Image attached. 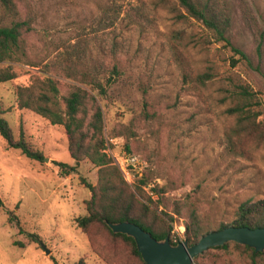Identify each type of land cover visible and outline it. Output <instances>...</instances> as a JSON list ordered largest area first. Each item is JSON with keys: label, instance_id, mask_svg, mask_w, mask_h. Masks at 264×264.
<instances>
[{"label": "rangeland", "instance_id": "374dc122", "mask_svg": "<svg viewBox=\"0 0 264 264\" xmlns=\"http://www.w3.org/2000/svg\"><path fill=\"white\" fill-rule=\"evenodd\" d=\"M229 2L228 35L250 55V65L230 46L206 40L202 31L195 42L182 39L174 11L158 0L18 1L20 17L32 30L25 56L0 62V68L11 65L17 73L13 81L0 83V104L15 135L23 123L26 139L44 159L9 148L0 135V264H74L80 259L110 264L104 257L107 247L119 257L127 253L106 242H100L104 252H98L91 239L103 232L91 238L78 226L76 219L87 214L91 197L82 178L95 184L98 168L85 159L75 172L60 174L54 161L75 164L64 126L16 103L15 86H28L36 77L51 76L64 90L75 85L96 95L106 148L118 154L129 142L147 162L149 183L143 188L149 194L153 187L167 188L169 202L159 210L173 214V231L176 224L186 225L187 210H196L205 228L214 231L233 221L242 202L264 198V145L247 137L245 156L228 151L233 118L225 100L230 80L252 87L263 102L264 129V0ZM207 70L213 77L201 84L198 76ZM94 78L105 91L92 88ZM137 179L130 183L134 189ZM176 208L185 215L175 214ZM7 210L18 216L19 225L9 221ZM26 232L39 234L50 253ZM207 251L200 264H248L233 243Z\"/></svg>", "mask_w": 264, "mask_h": 264}, {"label": "trees", "instance_id": "16d2710c", "mask_svg": "<svg viewBox=\"0 0 264 264\" xmlns=\"http://www.w3.org/2000/svg\"><path fill=\"white\" fill-rule=\"evenodd\" d=\"M18 1L0 0V10L3 12V19H0V62L17 61L27 53V35L32 28L29 21L21 19ZM158 1L174 11L176 21L180 23L178 34L182 39L195 42L199 32L202 31L206 40L222 42L230 46L241 60H245L250 65V55L235 46L228 35L232 23L229 0ZM261 48L260 40L257 45L258 53H261ZM16 77L17 73L11 65L0 68V83L13 81ZM212 77L213 73L207 70L200 73L198 79L201 84H206ZM90 84L93 89L99 88L100 92L105 91L103 84L95 78ZM15 93L19 109H30L46 118L51 124L64 126L68 149L75 164L54 161L61 175L75 172L85 159L97 166L98 179L95 184L82 178V182L91 192V197L86 201L87 214L78 217L76 221L82 231L91 238L93 232H103L105 236L91 239L94 249L98 252H104L100 242L119 244L127 251L124 257H119L113 247H107L104 257L110 264H146V262L138 250L134 237L122 232H114L108 225L109 222L131 221L150 232L158 240L169 237L173 244L182 241L175 237L173 214L159 210L162 205L169 202V195H166L167 188L156 186L152 188L154 194L147 193L143 186L149 182L143 170L136 176L138 179L134 189L119 166L105 152L107 139L104 133V114L96 95L86 88L75 85H70L64 90L62 82L51 76L36 77L28 86L16 85ZM225 96V100L228 101L226 113L233 118L227 132L228 151L233 156H245L248 152L245 138L249 137L264 145V129L260 121L263 102L252 87L234 80L229 81ZM6 111L7 109L0 104V135L5 139L7 146L19 149L28 158L42 161L44 154L26 139L23 123L20 124L16 136L5 117ZM124 147L128 153L137 154L132 151L129 142ZM0 205L4 206L1 198ZM7 212L9 221H16L19 225V218L13 210ZM175 212L179 216L184 214L181 208H176ZM185 217L187 220L184 239L190 244L196 243L211 231L205 228L202 217L196 210H187ZM228 226L264 227V198L242 202L236 209L233 221L229 224L222 223L218 229ZM19 230L24 232L21 227ZM26 234L33 242H41L39 234L34 232H26ZM232 243L241 248L248 264H264V251H256L254 247L236 241L211 247L209 250L227 249ZM207 252L196 256L195 264H200V258ZM55 264L58 263L55 261ZM74 264L87 263L84 259H80Z\"/></svg>", "mask_w": 264, "mask_h": 264}, {"label": "water", "instance_id": "95a60500", "mask_svg": "<svg viewBox=\"0 0 264 264\" xmlns=\"http://www.w3.org/2000/svg\"><path fill=\"white\" fill-rule=\"evenodd\" d=\"M114 232H122L134 237L138 250L146 264H194L196 256L211 247L223 245L230 241L247 244L256 251H264V227L228 226L210 231L196 243L190 244L187 239L173 244L169 237L156 239L150 232L131 221L109 222ZM47 254L50 249L41 242Z\"/></svg>", "mask_w": 264, "mask_h": 264}, {"label": "built area", "instance_id": "2783aa9c", "mask_svg": "<svg viewBox=\"0 0 264 264\" xmlns=\"http://www.w3.org/2000/svg\"><path fill=\"white\" fill-rule=\"evenodd\" d=\"M105 152L110 155L111 151L109 147L105 149ZM112 155L114 163L119 166L129 183H133L137 174L142 172L147 166V162L137 154H131L127 151H122L121 153H113ZM185 231L186 227L184 223L175 225L174 233L176 238H179L183 241Z\"/></svg>", "mask_w": 264, "mask_h": 264}]
</instances>
